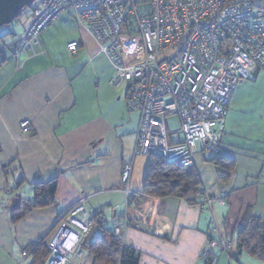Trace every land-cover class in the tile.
Returning <instances> with one entry per match:
<instances>
[{
    "label": "crops",
    "instance_id": "obj_1",
    "mask_svg": "<svg viewBox=\"0 0 264 264\" xmlns=\"http://www.w3.org/2000/svg\"><path fill=\"white\" fill-rule=\"evenodd\" d=\"M254 2L264 7V0ZM23 33L4 30L0 41V264H47L49 257L25 260L23 252L83 199L103 222L73 264H99L90 248L103 231L116 229L138 264H208L204 255L220 237L216 226L235 246L245 218H264V74L233 95L220 155L233 162L230 179L221 181L218 167L197 155L203 196L190 204L145 194L149 158L135 157L140 115L127 109V87L111 86L113 66L87 28L63 15L39 46L21 50ZM73 42L80 44L75 52L68 49ZM24 120L32 123L29 134L20 129ZM133 162L127 200L123 169ZM54 180V203L32 209L37 186ZM205 196L215 199L212 206H202ZM213 254L212 264H264Z\"/></svg>",
    "mask_w": 264,
    "mask_h": 264
},
{
    "label": "built area",
    "instance_id": "obj_2",
    "mask_svg": "<svg viewBox=\"0 0 264 264\" xmlns=\"http://www.w3.org/2000/svg\"><path fill=\"white\" fill-rule=\"evenodd\" d=\"M83 24L111 62L113 88L126 86L129 112L140 115L135 157L158 155L169 163L196 168V156L207 161L221 155L226 118L234 92L264 74V7L251 0H36L31 22L21 36L22 49L40 45V36L61 16ZM79 42L68 46L75 52ZM21 53L16 56L19 57ZM179 130L171 132L167 119ZM23 133L32 123H20ZM134 162L123 169L124 192L130 200ZM215 199L205 196L203 207ZM221 204H224L221 201ZM103 214H92L86 199L62 215L45 238L47 264H73L85 256V245ZM210 243L230 255L233 241L221 236ZM121 245L115 264L128 261ZM31 251L23 252L27 259Z\"/></svg>",
    "mask_w": 264,
    "mask_h": 264
},
{
    "label": "trees",
    "instance_id": "obj_3",
    "mask_svg": "<svg viewBox=\"0 0 264 264\" xmlns=\"http://www.w3.org/2000/svg\"><path fill=\"white\" fill-rule=\"evenodd\" d=\"M33 4V10L36 1L26 8L31 7ZM22 12L18 18H20ZM2 39L3 36L0 32V41ZM148 158L149 163L145 181L146 195L159 198L178 197L187 200L190 204H197L203 196V189L200 177L195 169L187 168L178 163H169L158 155H151ZM212 163L218 167L220 180L227 182L230 179L233 162L230 160H227V163L220 161L219 156ZM57 187V180L45 186L38 185L36 200L32 209L44 208L53 204ZM102 222L103 220L97 221L96 225ZM113 232L103 231L90 248L99 264H114L121 252V245L113 239ZM87 246L88 243H86L85 248ZM28 251H31L33 255H42L43 258L50 255L45 239L32 245ZM231 254L232 257L248 255L264 262V218L247 217L244 219L238 230L237 243ZM126 256L128 261H124L123 264H138L139 261L135 253L129 248L126 250ZM211 259H209L208 264H212L210 263Z\"/></svg>",
    "mask_w": 264,
    "mask_h": 264
},
{
    "label": "water",
    "instance_id": "obj_4",
    "mask_svg": "<svg viewBox=\"0 0 264 264\" xmlns=\"http://www.w3.org/2000/svg\"><path fill=\"white\" fill-rule=\"evenodd\" d=\"M36 0H0V29L11 25L19 14Z\"/></svg>",
    "mask_w": 264,
    "mask_h": 264
},
{
    "label": "rangeland",
    "instance_id": "obj_5",
    "mask_svg": "<svg viewBox=\"0 0 264 264\" xmlns=\"http://www.w3.org/2000/svg\"><path fill=\"white\" fill-rule=\"evenodd\" d=\"M251 1L254 2L257 0H251ZM258 3H259V1H258ZM258 3H255V4L259 5ZM33 6H34V4L31 7L26 8L22 12L20 18L16 19V21L14 23H12L11 25H8V26L1 28L0 32L2 33L4 30L16 28L17 31H20L23 33L25 31V28H27L26 26H28L29 20L31 19V12H32ZM16 35H17V32H16ZM122 88H124L126 90L125 86H123ZM167 125H168V128L171 132H177L179 130V122L175 117L168 118L167 119Z\"/></svg>",
    "mask_w": 264,
    "mask_h": 264
}]
</instances>
